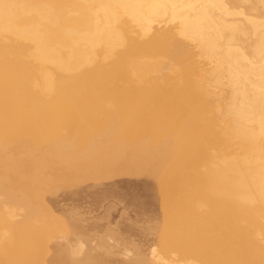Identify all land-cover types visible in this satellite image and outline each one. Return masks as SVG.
Masks as SVG:
<instances>
[{"label": "bare ground", "instance_id": "6f19581e", "mask_svg": "<svg viewBox=\"0 0 264 264\" xmlns=\"http://www.w3.org/2000/svg\"><path fill=\"white\" fill-rule=\"evenodd\" d=\"M242 3L243 0H0L1 140L3 136H12L21 143L30 141V146L39 142L40 146H46L42 149H49V146L60 155L74 153L81 155V159L86 157L84 153L94 155L97 149L94 143L112 152L130 144L152 146L157 141L158 144L156 147L154 144L151 150L140 146L141 151L137 149V155L132 159H154L153 172L157 182L166 186L168 199H178L192 213L198 201L209 199L212 215L224 227L219 238L227 245L222 249L214 247L221 256L235 260L233 264H264V248L251 239L245 226L231 223L237 212L256 210L257 207L247 203L232 204L221 199V196H234L252 201L256 196L262 201L260 206L264 207V159L259 165L250 167L243 154L237 158H224L218 167L205 172L198 168L211 157L208 152L210 145H223L230 150V145L236 143L241 153L254 151L258 148L259 134L264 133V17L240 16L243 19L238 21L235 15ZM164 16L177 22L176 33L169 31L163 33V37L160 33L149 34L151 21L162 20V17L168 21V17ZM132 24L138 27L134 26L138 32L132 30L135 39L128 34L130 25L133 29ZM158 24L156 22L155 26L158 27ZM134 33L142 37L137 39L138 34ZM180 38L188 39L187 43ZM188 41L197 45L199 50H196L204 58L203 61L207 59V63L213 64L211 71L209 68L205 73L208 74L206 79L194 76L198 68L189 61L196 54L193 45L186 47H191L190 51L193 49L194 54L189 50L186 52L190 57L185 52L182 54L189 58L190 64L185 62V57L182 59L185 44H192ZM195 59H191L194 64ZM186 70H190L191 77L187 74L175 79L171 74L181 75L184 71L187 73ZM201 70L195 75L199 76ZM1 74L10 76V81L1 78ZM17 77H21L22 82ZM12 87L16 90L9 93ZM171 88L174 93L170 94ZM221 88L227 89V92ZM95 111H99L102 117L96 118ZM94 123L98 127L95 128ZM61 129L65 132L57 135ZM207 132H210V138L205 134ZM165 142H174L178 148L164 149L165 144L157 146ZM13 149L12 152L17 148ZM103 150H100L101 153ZM29 154L26 155L30 157ZM72 155L67 157L78 158ZM107 156L106 162L111 163L113 159ZM124 156L122 158H127ZM7 165L10 166L9 163ZM3 171L7 173V170ZM16 172L13 174L17 176L20 170ZM36 186L38 190L39 185ZM176 190H180V194ZM185 215L189 217L190 214ZM193 218L189 223L197 226L194 229L196 233L198 227L210 232L216 228L201 226L205 220L203 216L197 217L196 214ZM40 220L43 221L42 218ZM53 226L56 227H50ZM50 227L47 222L32 224L29 221L21 229L18 225L15 228L18 229L15 232L17 237L14 235L16 238H12L13 241H8V236V239L5 238L7 241L4 242V238L0 241V264H47L44 253ZM14 231L10 232L14 234ZM27 233H32L39 243L40 252L35 257L33 253L29 254L30 251L28 253L31 239L26 237ZM67 251L65 247H59L49 257L48 264H114L105 257L90 255L73 258ZM121 264L147 263L132 261Z\"/></svg>", "mask_w": 264, "mask_h": 264}, {"label": "rangeland", "instance_id": "374dc122", "mask_svg": "<svg viewBox=\"0 0 264 264\" xmlns=\"http://www.w3.org/2000/svg\"><path fill=\"white\" fill-rule=\"evenodd\" d=\"M235 8L242 9V10L240 9L238 10V13L240 14L237 13L235 15L238 21L242 20L243 19L242 17L245 16L256 19H261L264 17V0H243L242 6ZM242 12H244V14ZM240 16H242L241 17L242 19L239 18ZM164 17L167 18L168 16H164ZM162 20L156 19L155 21L154 20L151 21L150 30L152 32L153 31L156 32L152 33L149 30L150 31L149 34L153 35L155 33L156 34L160 33L162 35L161 37H163L164 35L163 33L166 34L169 31H171V33L173 32L176 33L178 28L176 21H171L169 17H168V21L167 19L165 21V18L163 17ZM156 22L157 24L160 22L158 24V27L155 26ZM164 22H166L169 26L167 27V24L166 23L164 24ZM169 22L170 23L174 22V23L170 24ZM130 26L128 28V32L130 33L128 34L129 35L131 34L133 36L132 30L135 29V32L136 31L138 32V30L135 28L137 26L132 24L133 29ZM152 27L153 28L157 27L158 30L157 28L156 30L152 29ZM171 27L173 28V30L171 29ZM175 28L176 31H174ZM243 32L247 33L246 30H244ZM134 34H138V33H134ZM139 35L140 34L137 35L138 37L137 39L142 37V35L140 37ZM247 37H248V33H247ZM131 38L135 39L136 35H134ZM187 40L188 39H184L182 41L184 43H187ZM189 42L190 41H188V43ZM187 45L188 47L189 46L192 47L193 45V48H195L194 52L196 54L193 53V49L192 52L190 51L191 47L190 49L189 48L187 49L186 47ZM194 45L196 44H193V42L192 44H185L186 49H184V51L182 50L181 55L184 54L183 52H185V54L187 53L188 57H190L189 56L190 52L194 54L195 56L193 55L189 61L193 62L191 63L192 66L194 65L193 67L198 68L197 73H199V70L202 69L201 71L203 74L202 75L200 71V75L196 76L195 75L196 72H194V76L195 78L206 79L207 78L206 75L208 74L205 73L206 72L208 73L209 68L211 71V68H213L211 66H213V64L211 65L207 63L209 62L207 59L206 61H203L204 58L202 59L201 58L202 56L200 55L199 51H197L199 50L197 45L196 47H194ZM186 50H189V53L188 51L186 52ZM182 57H183L182 59L186 58L185 62L190 64L188 61L189 58L187 56L182 55ZM191 59L192 60L195 59L196 61L195 64L194 61H192ZM189 72L190 70H188L187 73H185L184 71L181 75L180 74L175 75L173 73L171 74L173 75V78L178 79L179 76H183V75L185 76L187 74L190 76ZM171 74H169V76H172ZM1 78H5L6 80L9 79L8 81H10L11 77L9 76L8 78V75L1 74ZM175 79H171V80H175ZM17 80L19 82H22L21 77H17ZM189 86L191 87V85ZM211 87L213 89V86ZM224 88L227 87L224 86ZM221 89L219 90L216 89V91H220ZM15 90L16 87H12L11 89H9L8 92L11 93L14 92ZM223 90L225 93L227 92L226 91L227 89L226 90L223 89ZM172 92L173 90L171 88L169 90V93L171 94ZM94 114H96V118L102 117V114L99 111H95ZM83 120L84 118L81 119V121ZM94 127L95 128L98 127V124L94 123ZM64 132L65 130L61 129V132H57V135L62 134ZM205 134H207V136L210 138V132H207ZM8 138L10 141L8 140ZM258 139H259L257 146L258 148L256 150L259 153H257L256 150L254 151L250 150L248 152L241 153L236 143L230 145V150L224 147L223 145H210L208 152L210 153L211 157L207 160L206 163L199 165L198 167L199 170L201 172H205L210 168L218 167L223 162L224 158L227 159L237 158V157H241L243 154L244 156L247 157L248 166L255 167L259 165L260 161L264 159V133H260ZM2 140H4L5 142L2 143ZM2 140L0 141V159L1 157H3L1 160L3 161L4 159L5 161L7 160L8 162L6 161L5 163H3L4 161L3 162L1 161L2 164L0 163L1 166L0 172L3 170L5 171L7 170V173L6 172L4 173V171L0 173L2 174L0 177V182H1L0 183V190H1L0 191V241H2L3 238L5 239L7 236L9 237V239L7 237L8 241L9 240L13 241L17 237L15 232L17 233L18 229L15 228H17L18 225L19 228L21 229V227L28 224L29 221L32 224L33 222L35 224L39 222L40 223L47 222V226L49 227L52 225H56V227L55 226L50 227L51 228L50 237L49 240H46L47 247L45 249V253L47 254L44 253L45 255L44 259H46L45 261L47 264L49 263V259H50L49 257H51L54 253H56L59 247H65L66 250H68L67 253L69 252L68 253L69 255L71 253L72 255L70 256L71 257L73 256V258L76 257L80 259L82 258V256L84 258L90 255H91L90 257H105L109 260V262L114 264L115 263L121 264L123 262L130 263L132 261L134 263L145 262L147 264H216V261L219 260H220L219 261L220 264L223 263L233 264L232 261H234V263L236 262L235 260L231 261L229 258L221 256L219 254L218 249H215L216 247L221 249L222 247L225 248L227 244L224 243L221 238H219L220 237L219 235L222 234V228L224 227L222 225H219L217 223V219L212 215V204L209 201V199L206 200L201 199L200 201H198L192 213L191 209H188L187 206H186L187 209H185L186 208L184 207L185 204L179 201L178 199L177 200L168 199L166 195V186L164 184L157 182L156 175L153 172L152 166L154 164V159H149L147 160L148 162L146 161V159L145 161H143L140 158L132 159V156L137 155L136 154L137 149L138 151H141L142 147L145 146V148L147 147V149L151 150L152 148H154L155 143L152 145L153 147L149 145L135 146L136 144L133 145L130 144L128 145L129 147L124 146L122 147V149L120 148L118 151L112 150V152L107 150L106 148H104L105 150H103V148L100 145L94 143L95 147L97 148L96 151H98V152L95 151V153H93L94 155L96 154V156L93 155L94 157H96L95 161H92L94 160L93 159L94 157L88 153H84V155L87 154L86 157L84 155L82 156L85 157L82 159L85 160L90 159L88 163L85 160H82L81 155L79 156V154L71 153V155L73 154L72 157L75 156L78 157L75 158L78 160H75L73 158L70 159L69 157H67L71 155L68 154H65V156L60 155L57 151H55L53 148L49 146H47V148L49 149H42V147L44 148L46 146H40L39 142H36L38 145H36L33 142V144H35V145L32 144L34 147L33 148L32 145L30 146L31 143L30 141H22V143L24 142L23 143L24 145H22L21 140L18 141L17 138L15 139L12 136H3ZM17 141L20 145L17 143ZM12 142L13 144L14 143L17 144L18 146L15 144L13 145ZM25 142L27 143L25 144ZM156 144H158L157 141ZM160 145H164V149H172L173 146H174L173 149L178 148L177 144L174 142H165L157 146ZM13 146L16 147L17 149L14 148ZM37 146L39 147L40 150L38 149ZM12 147L16 150H14ZM145 148L143 147V149ZM12 149L14 150L13 152ZM28 149L34 152L33 153L30 152ZM36 150L37 153L35 152ZM41 150L43 151L45 150V151L41 152ZM100 150H103L104 152L102 151L101 153ZM24 151L26 154L32 153L31 154L32 156L29 154L30 155L29 157L24 153ZM46 151H48L47 155H45ZM127 151L128 154L132 153L133 155L132 154L128 155ZM116 152H119L118 154L120 155L118 156ZM12 153L15 157L12 155ZM57 154H59L60 156ZM104 154L108 155L107 157L113 159L111 160V163L106 162V158H105L106 155L104 156ZM121 155L123 157H125L124 155H126V157L127 158L130 157L131 160L127 158H122ZM44 156H46V160ZM16 158H18V160ZM24 158L25 160H27L26 163L24 162L25 161ZM67 158L69 159L70 162H68ZM28 159H31L29 160L30 162L28 161ZM16 160L21 163L20 164L17 163ZM19 160H24V161H19ZM42 160L44 161L43 163ZM125 160L129 162H126L127 163L126 164ZM38 161H40L41 163ZM27 162H29V164ZM7 163H9L10 165L9 167H6L8 166ZM10 163H13L14 165ZM16 163L18 165H16ZM139 164H141V166H139ZM11 165L17 168L12 167ZM132 165H134V167ZM18 166H20L21 169L20 168L18 169ZM40 166H42V168ZM37 167H40L41 170ZM137 167H139V169ZM10 168L12 171L14 169L13 171L14 173L20 170L19 175L16 176L17 172L16 174H13ZM37 171H39L38 172L39 174L37 173ZM10 176H12L13 179ZM17 177L19 178V180L17 179ZM30 177L32 180H30ZM9 178H11V180H9ZM14 178H16V181ZM26 178L29 181V183L33 181L32 183H30L31 185L28 183L27 180H25ZM23 183H27V184H23ZM10 184H12L15 188ZM36 184L39 185L38 190L36 189L37 188ZM22 185L24 186L21 187ZM25 185H27V187H25ZM31 187H33L35 190L34 189L32 190ZM28 188L29 190H26ZM7 190H9L8 193ZM23 190L26 191H24V194L22 195ZM38 192L40 193V195ZM176 192L180 194V190H176ZM9 193L13 198L8 197V195L10 196ZM22 198L24 201L26 200V202L28 203L22 201ZM11 199L14 200L12 201ZM42 199L45 200L42 201ZM221 199H225V202L227 201L232 204L234 202H237L238 204L247 203L251 206L257 207L256 210L243 209V211L237 212L236 214L233 213L234 215H233V219L231 220V223L233 225L241 224L245 226L246 227L245 229H247V231L248 230L250 231L251 239L255 241L257 244H259L260 247L264 248V207L260 206L261 205L260 202L262 201L256 196H254L252 201L243 200L241 198L234 196L231 197L221 196ZM25 204L27 206H29L30 204L32 205L27 207ZM35 206L40 207V210L38 208H35ZM34 212L36 214H34ZM50 213L52 214L49 215ZM187 213L190 214L189 217L191 216V218H189L188 215H185ZM30 214H32V216ZM43 214L46 215L44 216ZM196 214L197 217H202V216L205 217V220L203 221L201 226H204L205 228L216 227L214 228V231L210 232V230L208 231L206 229H202V227H198L199 232L197 231L196 233L194 229L197 226L194 225L192 226V224L189 223L191 219H194L193 218L194 216L196 217ZM184 216L185 217L187 216L189 219L185 218ZM23 217L26 221L25 220L23 221ZM35 217L37 219L36 221H35ZM41 218L43 219V221L40 220ZM53 218L56 223H54ZM3 221L5 223H3ZM2 223L4 225L6 224V226L4 227ZM57 223L61 227H59ZM79 224L81 226H79ZM7 226L9 227V230ZM12 228L14 229L12 230ZM52 229L55 232H53ZM199 229L200 230L202 229L201 230V232H203L202 234ZM10 231H14L13 232L14 234H12V232ZM69 232L71 233V236ZM27 234L26 237L31 239V245L28 249V253L30 251L31 253L29 254L33 253L32 256L34 255L33 257H35V255H37L40 252L39 243L36 241L35 237H33L34 235L32 233L31 234L29 233L28 236ZM215 238L216 239L219 238V239L216 240ZM50 239L54 242H51ZM3 241L5 242L7 240L5 239ZM222 242L223 244H221ZM34 243L36 245L38 244L37 247L39 248L35 247L36 248L35 249L33 247L36 246ZM52 243L54 244L56 243V245ZM48 247L50 252L46 251L48 250ZM30 248H32L31 250L33 251H31ZM212 248H214L215 251ZM69 250H71L72 252H70ZM213 251L216 253V255ZM73 252L75 253L73 254ZM209 255H211V257ZM216 257H219V259ZM220 257L221 258L224 257V258L221 259ZM226 260L229 262H227Z\"/></svg>", "mask_w": 264, "mask_h": 264}]
</instances>
